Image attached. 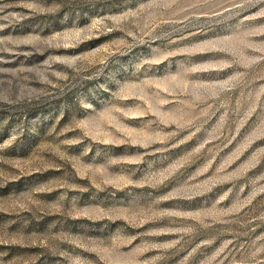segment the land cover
<instances>
[{
    "label": "rangeland",
    "instance_id": "374dc122",
    "mask_svg": "<svg viewBox=\"0 0 264 264\" xmlns=\"http://www.w3.org/2000/svg\"><path fill=\"white\" fill-rule=\"evenodd\" d=\"M0 264H264V0H0Z\"/></svg>",
    "mask_w": 264,
    "mask_h": 264
}]
</instances>
